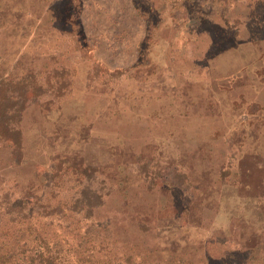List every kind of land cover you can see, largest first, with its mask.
Instances as JSON below:
<instances>
[{
  "label": "rangeland",
  "instance_id": "374dc122",
  "mask_svg": "<svg viewBox=\"0 0 264 264\" xmlns=\"http://www.w3.org/2000/svg\"><path fill=\"white\" fill-rule=\"evenodd\" d=\"M55 69L63 97L22 109L30 159L0 142V194L66 155L119 241L197 264L264 242V0H0V82Z\"/></svg>",
  "mask_w": 264,
  "mask_h": 264
},
{
  "label": "trees",
  "instance_id": "16d2710c",
  "mask_svg": "<svg viewBox=\"0 0 264 264\" xmlns=\"http://www.w3.org/2000/svg\"><path fill=\"white\" fill-rule=\"evenodd\" d=\"M78 25L72 29L76 34ZM52 73L53 82L36 70L17 82H0V142L12 147L16 164L30 159L20 126L28 95L45 94L47 101H55L69 87L56 69ZM51 135L47 144H57L59 134ZM47 168L51 176L44 177L38 190L0 194V264H197L182 254H164L147 241H119L107 225L97 224L93 212L102 194L90 189L89 162L79 169L68 156L59 155ZM83 220L90 224H81ZM262 253L264 242L228 249L220 257L208 255L202 264H264Z\"/></svg>",
  "mask_w": 264,
  "mask_h": 264
}]
</instances>
